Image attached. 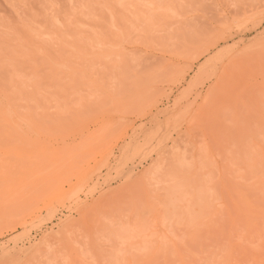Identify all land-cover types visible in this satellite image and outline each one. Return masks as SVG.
<instances>
[{
	"label": "rangeland",
	"instance_id": "obj_1",
	"mask_svg": "<svg viewBox=\"0 0 264 264\" xmlns=\"http://www.w3.org/2000/svg\"><path fill=\"white\" fill-rule=\"evenodd\" d=\"M124 1L126 7L120 0H0V210L6 202L12 206L0 211L6 214L0 224V264H211L227 241L250 244V237L259 242L264 233L257 226H264V198L258 197H264V0H155L159 7L174 4L161 16L149 0ZM25 21L27 27L51 31L54 40L55 30L62 32L64 47L59 37L54 47L52 36L35 34L33 26L32 36ZM218 32L225 39L211 52L222 51L204 65L212 55L202 53L205 44ZM171 68L177 70L174 75ZM56 107L64 111L62 117L55 116ZM106 126L110 130L99 146L97 141L92 149L85 146L88 133ZM37 132L38 140L51 146L67 141L73 148L77 141L81 150L85 146L80 157L73 149L77 162L68 174H57L59 180H49L51 188L40 174L52 162L43 160L47 168L38 167L41 154L23 172L29 165L19 173L9 165V150L22 140L31 144ZM24 194L31 197L29 203L24 200L26 208ZM245 195L258 204L253 210L246 208ZM248 218L254 231L246 238ZM243 259L250 264L249 257Z\"/></svg>",
	"mask_w": 264,
	"mask_h": 264
},
{
	"label": "bare ground",
	"instance_id": "obj_2",
	"mask_svg": "<svg viewBox=\"0 0 264 264\" xmlns=\"http://www.w3.org/2000/svg\"><path fill=\"white\" fill-rule=\"evenodd\" d=\"M68 2V1H67ZM127 2V1H126ZM120 5L122 6V7H126V3H125V1L124 0H120ZM147 3L149 4V5H151V6H153V8H155V9H157V12L159 13V16H161L162 14H163V12L165 13V11H167V13H168V11H170V7L169 6H174V4H172V2H168V3H170L168 6H165V7H159V6H157V4H156V1L155 0H149V1H147ZM167 3V4H168ZM68 4V3H67ZM166 4V5H167ZM172 4V5H171ZM165 5V4H164ZM71 6H73V5H71ZM69 7V6H68ZM119 8H121V10H125V8H123L122 9V7H120V6H118ZM73 8V7H72ZM75 8V7H74ZM106 8H107V5H106ZM110 8V7H109ZM117 8V7H116ZM119 8H117V10H119ZM173 8H176V6L175 7H173ZM111 9H114L113 7H111ZM172 9V8H171ZM177 9V8H176ZM137 10H139V12L140 11H142V9L141 8H138ZM112 12L111 13H113L114 11L113 10H111ZM172 11V10H171ZM178 11V10H177ZM176 11V12H177ZM175 12V14H177V13H179V12H177L176 13ZM125 13H126V11H125ZM173 13V12H172ZM181 13V12H180ZM37 14V13H36ZM115 14H117V13H115ZM115 14H113L112 16H114ZM119 14H121V13H119ZM119 14H117V15H115L116 17L117 16H119V17H121ZM44 15V14H43ZM121 15H125V14H121ZM166 15H168V19H171L170 17H172V16H169V14H166ZM181 15V14H180ZM40 16V15H39ZM38 16V17H39ZM119 17H118V20H119ZM123 17V16H122ZM163 17V16H162ZM166 17V16H165ZM178 17H180V16H178ZM22 18V17H21ZM44 18V17H43ZM46 18V17H45ZM111 18H113V17H111ZM166 18V19H167ZM177 18V17H176ZM121 20H123V18H120ZM125 19L127 20L128 18L126 17V15H125ZM129 19H131V18H129ZM128 19V20H129ZM179 19V18H178ZM178 19H176V21H178ZM43 20H45V19H43ZM61 20V19H60ZM132 21H131V23H130V25L131 24H133L132 22L134 21L133 19H131ZM146 20H147V18H146ZM174 20V19H173ZM180 20H181V18H180ZM50 21V20H49ZM112 21V20H111ZM110 21V22H111ZM125 21V20H124ZM170 21V20H169ZM40 22H42V23H40ZM39 22V24L41 25H43L44 26V28L47 26H45V23L46 24H48L46 21H45V23L43 22V21H40ZM64 22V21H63ZM115 22V21H114ZM113 22V23H114ZM130 22V21H129ZM145 22H148V21H145ZM165 22H167V20L165 21ZM26 23V21L23 23V24H25ZM28 23V22H27ZM26 23V24H27ZM30 23V22H29ZM53 23V22H52ZM51 23V24H52ZM56 23L59 25V24H61L62 23V20L61 21H59V20H57L56 21ZM112 23V24H113ZM119 23V22H118ZM117 23V24H118ZM4 24V23H3ZM25 24V25H26ZM55 24V23H54ZM54 24H53V26H54ZM64 24L66 25V26H64V28L63 29H66V28H68L67 27V24H66V22H64ZM84 24H86V23H84ZM126 24H128V23H126ZM28 25V24H27ZM27 25H26V27H27ZM41 25V26H42ZM111 25V24H110ZM122 25V24H121ZM12 26V25H11ZM32 26H33V24H32ZM32 26H28L29 27V29H28V32L30 33V32H32L33 33V31H35V34H37V35H42V37H47V36H45V32H43V31H40L39 29H37L36 27H34L36 30H31V31H29L30 29H32L33 27ZM36 26V25H35ZM53 26H51L52 28H53ZM114 26H115V23H114ZM124 26H125V24H124ZM15 27V26H14ZM22 27V26H21ZM26 27H24V28H26ZM27 27V28H28ZM55 27L57 28V26L55 25ZM54 27V28H55ZM71 27V26H70ZM112 27V26H111ZM133 27V26H132ZM16 28V27H15ZM23 28V29H24ZM27 28H26V30H27ZM48 28V27H47ZM46 28V29H47ZM51 28V29H52ZM59 28H61V25H60V27ZM85 28V27H84ZM117 28V27H116ZM119 28V27H118ZM117 28V29H118ZM45 29V30H46ZM75 29V28H74ZM73 29V30H74ZM123 29V28H122ZM37 30H39V32L37 31ZM48 30V29H47ZM67 31L69 30V28L68 29H66ZM73 30H72V32H73ZM123 30H125V29H123ZM122 30V31H123ZM19 30H17V32H18ZM21 31H23V30H21ZM70 31V30H69ZM76 31V30H75ZM135 31V30H134ZM3 32V31H2ZM36 32H38V33H36ZM55 32H56V34H57V36L59 37H57L58 39H59V41H60V39H61V41H62V39H63V37H62V35H61V38H60V33H62V32H59V33H57V30H55ZM65 32V31H64ZM124 33H125V31H123ZM122 32V33H123ZM133 32V31H132ZM51 33V31H47V34L46 35H48V34H50ZM67 33L68 32H66V35H67ZM74 33V32H73ZM83 33V32H82ZM218 33H219V35H218ZM218 33H216L215 34V36L213 37V38H211L210 40H208V42L205 44V48H204V50H203V54L205 55V54H208L209 52H211V50L213 49V48H215L216 46H218L219 44H220V42L223 40V39H225V36L224 35H222L221 34V32H218ZM1 34V33H0ZM24 34V33H23ZM31 34V33H30ZM34 34V33H33ZM33 34H31L32 36H35V34L33 35ZM69 34V33H68ZM75 34L77 35V33L75 32ZM126 34V33H125ZM125 34H123V36L125 35ZM16 35H17V33H16ZM25 35V34H24ZM27 35V34H26ZM44 35V36H43ZM51 36L53 35V34H50ZM64 35V37H65V34H63ZM69 35H72V34H69ZM75 35V36H76ZM127 35V34H126ZM28 36V35H27ZM26 36V37H27ZM55 37V36H54ZM54 37L52 36V38L50 37L49 38V40L51 39H53V41H52V43H54V41H55V43H58V42H56V40H57V38H55L56 40H54ZM68 37V36H67ZM89 37V36H88ZM8 38V37H7ZM30 38H31V36H30ZM34 38V37H33ZM38 39L40 38V37H37ZM48 38V37H47ZM47 38H45V39H47ZM121 38V37H120ZM29 39V38H28ZM42 39H44V38H42ZM42 39H40V40H42ZM97 39V38H96ZM105 39H106V37H105ZM10 40H11V37H10ZM24 40V39H23ZM51 40H50V42H51ZM69 41V38L67 39V38H65V42L66 41ZM70 40H72L71 38H70ZM118 40V39H117ZM120 40V39H119ZM118 40V41H119ZM138 40H140V39H138ZM137 40V41H138ZM160 40V39H159ZM6 41V40H5ZM18 41H20V40H18ZM31 41L33 42L34 40H32L31 39ZM60 41V43L62 44L63 43V41L61 42ZM104 41V40H103ZM125 41H126V39H125ZM124 41V42H125ZM161 41V40H160ZM2 42H3V40H2ZM7 42H9V41H7ZM13 42V41H12ZM27 42H29V41H27ZM34 42H36V41H34ZM41 42V41H40ZM72 42H73V40H72ZM75 42V41H74ZM114 42V41H113ZM112 42V43H113ZM117 41H115L114 43H116ZM121 42V41H120ZM164 42V41H163ZM19 43V42H18ZM17 43V44H18ZM69 43H71L70 41H69ZM68 43V44H69ZM76 43V42H75ZM79 43V42H78ZM105 43V42H104ZM108 43V42H107ZM118 43V42H117ZM123 43V42H122ZM153 43V42H152ZM22 44V43H21ZM38 44V43H37ZM41 44V43H40ZM65 44V43H64ZM64 44H62L61 46H63ZM110 44V43H109ZM109 44L107 45L108 47H109ZM53 45V44H52ZM59 45V43L58 44H56L54 47H56V46H58ZM121 45V44H120ZM20 46V45H19ZM25 46V45H24ZM37 45H35V47H36ZM43 45L41 44V47H42ZM52 46V47H53ZM61 46H59L58 47V49L61 47ZM67 46V45H66ZM65 46V47H66ZM69 46H72V45H69ZM74 46H75V44H74ZM73 46V47H74ZM122 46V45H121ZM120 46V47H121ZM20 47H22V45L20 46ZM26 47V46H25ZM64 47V46H63ZM76 47V46H75ZM96 47V46H95ZM38 48V47H37ZM68 48V47H67ZM87 48V47H86ZM100 48V47H99ZM112 47H110V48H108V50H110ZM115 49H116V47H114ZM118 48V47H117ZM20 49H23V48H20ZM41 49V48H40ZM43 49V48H42ZM41 49V50H42ZM45 49V48H44ZM54 49V48H53ZM62 49V48H61ZM74 49V48H73ZM76 49H77V47H76ZM231 49V48H230ZM25 50V49H24ZM63 50V49H62ZM62 50H60V51H62ZM70 50L72 51V49L70 48ZM113 50V49H112ZM20 50H18V52H19ZM27 51V50H26ZM67 51V50H66ZM65 51V52H66ZM75 51V50H74ZM76 51H78V50H76ZM118 51H119V49H118ZM123 51V50H122ZM222 51V49L220 50L219 49V51H217V52H215V53H213L212 54V52H211V54L212 55H210L209 57V59L204 63V65H206V64H208V63H210V61L212 62V59H214V58H216V57H218L219 56V52H221ZM246 51V50H245ZM6 52V51H5ZM13 52V51H12ZM21 52V51H20ZM24 52V51H23ZM68 52V51H67ZM92 52V51H91ZM120 52H121V50H120ZM119 52V53H120ZM125 52V51H124ZM14 53V52H13ZM13 53H11V54H13ZM28 53H29V51H28ZM33 53V52H32ZM35 53H36V50H35ZM46 53H47V51H46ZM90 53V52H89ZM115 52H114V50H113V54H114ZM6 54V53H5ZM4 54V55H5ZM27 54V53H26ZM31 54V53H30ZM30 54H29V56H30ZM54 55L55 56V52H53V53H51V55ZM77 54V53H76ZM80 54H82V53H80ZM79 54V55H80ZM93 54V53H92ZM103 54V53H102ZM107 54H108V52H107ZM20 55V54H19ZM47 55V54H46ZM78 55V56H79ZM103 55H105V53L103 54ZM109 55H111V54H109ZM119 55H121V54H119ZM241 55V54H240ZM3 56V55H2ZM7 56V55H6ZM38 56V55H37ZM94 56V55H93ZM93 56H89V57H93ZM107 56V55H106ZM115 56V55H114ZM238 56V55H237ZM10 57V56H9ZM31 57H32V55H31ZM43 57V56H42ZM47 57V56H46ZM56 58L58 57V56H55ZM82 57V56H81ZM80 56H79V58H81ZM104 57V56H103ZM126 57V56H125ZM52 58H54V57H52ZM56 58H54V60H56ZM86 58V57H85ZM107 58V57H106ZM109 58V57H108ZM49 59V58H48ZM98 59V58H97ZM100 59V58H99ZM24 60V59H23ZM58 60H59V58H58ZM65 60V59H64ZM78 60V59H77ZM126 60V59H125ZM15 61V60H14ZM98 61V60H97ZM8 62V61H7ZM23 62H25V61H23ZM37 62V61H36ZM35 62V63H36ZM39 62V61H38ZM37 62V63H38ZM49 62V61H48ZM48 62H46V64L48 65ZM55 62H58V61H55ZM106 62V61H105ZM114 62V61H113ZM50 63V62H49ZM59 63V62H58ZM80 63V62H79ZM10 64V63H9ZM25 64V63H24ZM51 64H53V63H51ZM81 64V63H80ZM173 64V63H172ZM7 65V64H6ZM34 65V64H33ZM38 65H40V64H38ZM46 65V66H47ZM63 65V64H62ZM61 65V66H62ZM68 65H70V64H68ZM77 65V64H76ZM76 65H74V66H76ZM92 65V64H91ZM109 65V64H108ZM9 66V65H8ZM11 66H12V64H11ZM13 66H14V63H13ZM12 66V67H13ZM23 67H21V68H24V66L25 65H22ZM110 66H112V64L110 65ZM170 66H171V62H170ZM173 66V65H172ZM15 67V66H14ZM34 67H36V66H34ZM40 67H43L42 66V64H41V66ZM48 67H51L50 65L48 66ZM48 67H46V68H48ZM53 67H55V66H53ZM78 67V66H77ZM81 67H82V65H81ZM25 68H27L26 66H25ZM24 68V69H25ZM38 68V67H37ZM45 67H44V69H46ZM71 68H72V65H71ZM90 68V67H89ZM9 69H11V68H9ZM43 69V70H44ZM48 69H50V68H48ZM47 69V70H48ZM53 68H51V70H52ZM61 69H63L62 67H61ZM60 69V70H61ZM67 69V68H66ZM116 69V68H115ZM119 69V68H118ZM171 69H173V68H171ZM175 69V70H174ZM172 71L170 70V72H172V74H173V71L176 73V68H174ZM23 70V69H22ZM34 70H36V69H34ZM39 70V69H38ZM60 70H58V71H60ZM64 70H65V68H64ZM77 70V69H76ZM88 70H90L91 71V68L90 69H88ZM25 71H27V69L25 70ZM55 72H56V68H55V70H54ZM67 71V70H66ZM65 71V72H66ZM48 72V71H47ZM46 72V73H47ZM63 73H64V71H62ZM67 72H71L70 70L69 71H67ZM73 72H75V70H74V68H73ZM84 72V71H83ZM89 72V71H88ZM169 72V73H170ZM44 73H45V71H44ZM52 73H54V72H52ZM52 73H50V74H52ZM91 72H89V74H90ZM114 73V72H113ZM1 74V73H0ZM28 75H29V73H27ZM39 74H41V73H39ZM59 74H60V72H59ZM83 74V73H82ZM92 74V73H91ZM90 74V75H91ZM18 75H20V74H18ZM23 75V74H22ZM22 75H21V78H22ZM48 75V74H47ZM70 75V74H69ZM72 75V74H71ZM70 75V76H71ZM174 75V74H173ZM6 76V75H5ZM11 76V75H10ZM43 76V75H42ZM52 76H53V74H52ZM74 76V75H73ZM185 77V74H183L182 75V77ZM20 77V76H19ZM27 77H29V76H27ZM31 77V76H30ZM41 77V76H40ZM53 77H55V76H53ZM57 77V76H56ZM181 77V78H182ZM7 78V77H6ZM10 78L11 77H9V80H10ZM21 78H20V80H19V82H21ZM69 78V77H68ZM120 78V77H119ZM5 79V78H4ZM28 79V78H27ZM50 79V78H49ZM52 79V78H51ZM56 79H58V78H56ZM70 79V78H69ZM169 79H171V78H169ZM8 80V79H7ZM53 80V79H52ZM51 80V81H52ZM55 80V79H54ZM54 80H53V84H54ZM11 81H12V78H11V80H10V84H11ZM24 81H26L25 79H24ZM66 81H69V80H66ZM82 81H84V82H86L85 81V79L84 80H82ZM91 81H93L92 83L94 84V83H96L95 85L97 86V85H99L98 83H97V80L96 79H93V80H91ZM121 81V80H120ZM29 82L30 83H28L27 81H26V83H28V84H31V82H33V81H31V80H29ZM88 82V81H87ZM86 82V83H87ZM99 82V81H98ZM13 83H14V80H13ZM35 84L34 85H37L36 84V82H34ZM46 83V82H45ZM67 84H68V82H66ZM69 83H71V82H69ZM136 83V82H135ZM2 84V83H1ZM10 84L8 85V82L6 83V85H8V86H10ZM16 84V83H15ZM22 84V83H21ZM56 84V83H55ZM66 84V85H67ZM71 84H73V83H71ZM70 84V86H72ZM59 85V84H58ZM102 85V84H101ZM104 85V84H103ZM103 85H102V87H103ZM13 86H16V85H13ZM137 86H139V84L137 85ZM12 87V86H11ZM11 87H9V88H11ZM18 87V86H17ZM17 87H16V89H17ZM26 87V86H25ZM38 88L37 86H33V88H34V90L36 89V88ZM100 87V86H99ZM98 87V88H99ZM101 87V88H102ZM33 88H32V92H34V90H33ZM39 88L41 89V91L43 90L42 89V86H40L39 85ZM136 88V87H135ZM139 88V87H138ZM7 89H8V87H7ZM1 90V89H0ZM9 90V89H8ZM13 90H14V88H13ZM37 90V89H36ZM11 91V90H10ZM21 91H22V89H21ZM23 91H25V90H23ZM39 91V90H38ZM138 91H139V89H138ZM138 91H136V92H138ZM145 91H147V90H145ZM150 92H151V90H149ZM14 92H15V90H14ZM26 92V91H25ZM143 92V91H142ZM149 92V93H150ZM2 93H3V91H2ZM22 93V92H21ZM24 93V92H23ZM27 93V92H26ZM15 94H16V92H15ZM140 94H141V92H140ZM12 95V94H11ZM26 95V94H25ZM138 95V94H137ZM7 96V95H6ZM15 96V95H14ZM144 96H145V94H144ZM16 97V96H15ZM143 97V96H142ZM146 97V96H145ZM13 98V97H12ZM204 98V97H203ZM6 101H7V99H5ZM148 100V99H147ZM146 100V101H147ZM177 100V99H176ZM206 100V99H205ZM50 102V101H49ZM124 102H126V101H124ZM124 102L122 103V104H124ZM142 103L141 102V100H139L138 101V103L137 104H140V103ZM177 102L178 101H176L175 102V104H174V106H176V105H178L177 104ZM19 103V102H18ZM144 103H146V102H144ZM120 103H118V105H119ZM131 104V103H130ZM193 104V103H192ZM47 105V104H46ZM125 105H127V104H125ZM132 105V104H131ZM134 105H135V103H134ZM134 105H132V106H129L130 108L131 107H134ZM147 105V104H146ZM10 106V105H9ZM121 106V105H120ZM136 106V105H135ZM142 106H145L144 104L143 105H141V106H138V107H142ZM55 107V106H54ZM128 106H127V109L129 108ZM146 107V106H145ZM15 108V107H14ZM57 108V110L54 112L55 114H53V113H51L52 115H53V117H55V116H57V114L59 115V117H62L61 116V113L62 112H64V111H62V109H60L59 111H58V107H56ZM126 109V110H127ZM135 109V108H134ZM138 109H141V108H138ZM137 109V107H136V110H138ZM8 110V109H7ZM135 110V111H136ZM12 111V110H11ZM18 111V110H17ZM54 111V110H53ZM58 111V113H56ZM131 111H132V109H131ZM8 112V111H7ZM10 112V111H9ZM130 112V111H129ZM141 112V111H140ZM9 114V113H8ZM26 114V113H25ZM46 114H47V111H46ZM46 114H45V116H46ZM128 114V113H127ZM10 115V114H9ZM19 115V114H18ZM55 115V116H54ZM62 115H64V113L62 114ZM13 116H15V114H13V115H10V118H13ZM48 116V115H47ZM51 116V115H50ZM4 117V116H3ZM20 117H21V115H20ZM49 117V116H48ZM59 117L57 118V119H59ZM4 118H6V117H4ZM9 118V119H10ZM25 118V117H24ZM27 118H29V117H27ZM27 118H26V122H27ZM50 118V117H49ZM1 119H3V118H1ZM19 119V118H18ZM30 120H31V118H29ZM46 118H44V119H40L41 121L42 120H45ZM51 119H52V117H51ZM56 119V118H55ZM123 119V118H122ZM53 120V119H52ZM119 120V119H118ZM36 121V122H35ZM41 121H39L38 122V119L37 120H34V122L38 125L39 123L41 124ZM83 121V120H82ZM122 121H124V120H122ZM16 122V121H15ZM31 122H33V120L32 121H30V122H28V123H30V125L32 126V125H34V124H32ZM33 122V123H34ZM38 122V123H37ZM7 123V122H6ZM9 123H11V122H9ZM25 123V122H24ZM43 123H46V121H42V124ZM35 124V125H36ZM117 124V123H116ZM29 125V124H28ZM36 125V126H37ZM16 126V125H15ZM25 126V125H24ZM35 126V127H36ZM40 126V125H39ZM57 126H59L58 124L55 126V127H57ZM116 126V125H115ZM100 127V126H99ZM13 128V127H12ZM16 128H18V127H16ZM45 128H47V127H45ZM58 128V127H57ZM21 129V128H20ZM37 129H39V128H37ZM107 129L108 130H110V128H107V126L106 127H103V128H98L97 127V129L95 130V131H91L90 133H88L87 134V140L85 141V143L86 144H88V145H86L85 143V146H87L88 148L89 147H91V149H92V143H93V145L94 146H96L95 145V142L98 144L97 146H99V143H101L100 142V140L102 141L103 139V137H105L106 136V133H107ZM23 130H25V131H27L28 133H31V128H26V127H23ZM29 130H31V131H29ZM18 131H20L19 129H18ZM39 131H40V129H39ZM22 132V134H23V131H21ZM33 132H35V131H33ZM42 132V131H41ZM19 133V132H18ZM26 133V132H25ZM27 133V134H28ZM43 133V132H42ZM49 133V132H48ZM47 133V134H48ZM53 133V132H52ZM35 135H37L38 137H36V138H34V140H32L31 141V144L30 143H28V142H26V141H24V140H22V142H23V144H21V142H19L18 143V146H16V145H13L14 147L16 146V149L15 148H13V150H9V156H10V158H13V159H10V163H9V165L11 166V168L13 167V168H15L16 170H18V173H19V171H21V169H22V172H23V169L24 170H27L28 168L30 169V164H31V160L33 159L32 157L35 155V157H34V159H35V161L34 162H32V163H34L33 165L35 166V162H36V159H37V155L36 154H38V156L41 154L42 155V160L40 159V158H38L37 160H41V161H37L36 163L38 164V167H46V165H47V163H50V162H54V164H52L51 163V165H47V169L49 170H46V171H44V173H42V172H40V173H42V174H40L41 175V179L43 180V181H45V183H46V181H47V183H46V185L48 186V188H51L50 186L52 185H54V183H50V182H52V180L51 179H57V180H59L58 179V177L60 176V173H62V175L63 174H68L69 172H70V169H72L71 167H73L72 165L75 163V162H77V158H76V161H75V158H74V161L72 160L73 159V157H76V156H79L83 151H85L84 150V147L82 148V150H81V147H80V144H78L77 142L75 143V146H76V148H73V146H74V143L73 142H70V143H68V145H67V142H65V146L63 145V147H60V146H56V144H55V146H51V145H49V144H46V143H42L41 141H39L38 139H40L42 136H41V133L39 134L38 132L37 133H34ZM46 134V133H45ZM46 134V135H47ZM16 135V134H15ZM18 135H20V134H18ZM17 135V136H18ZM32 135V134H31ZM51 135H53V134H51ZM11 136V135H10ZM88 136H89V138H88ZM101 138H99V137ZM21 137H24V134L23 135H21ZM25 137H27V136H25ZM14 138V137H13ZM30 138V137H29ZM43 138H45V137H43ZM42 138V139H43ZM57 138V137H56ZM56 138H55V141H56ZM22 139H24V138H22ZM32 139V138H31ZM41 139V140H42ZM92 139V140H91ZM25 140H27V139H25ZM62 140H64V139H62ZM99 140V141H98ZM21 141V140H20ZM29 141V140H28ZM43 141V140H42ZM45 141V140H44ZM43 141V142H44ZM54 141V142H55ZM75 141H76V139H75ZM47 142V141H46ZM58 142H60V141H58ZM89 142V143H88ZM99 142V143H98ZM91 143V144H90ZM70 144V145H69ZM78 144V145H77ZM23 145L25 146H28V148L27 147H23ZM38 147H37V146ZM41 145V146H40ZM59 145V144H58ZM102 145V144H101ZM72 146V147H71ZM77 146H78V148H80V149H78L77 148ZM104 147V146H103ZM23 148V149H22ZM9 149H10V146H9ZM11 149H12V146H11ZM49 149H52L53 150V152L52 151H50V152H48L47 150H49ZM73 149L75 150H77V151H75V152H78V150H79V152L78 153H75V155L76 156H74V151H73ZM81 150V151H80ZM99 150V149H98ZM168 150V149H167ZM7 151V150H6ZM52 152V153H51ZM73 152V153H72ZM81 152V153H80ZM86 152V151H85ZM88 152V151H87ZM166 153V152H165ZM11 154V155H10ZM78 154V155H77ZM40 157V156H39ZM80 157V156H79ZM32 158V159H31ZM31 159V160H30ZM33 159V160H34ZM22 160V161H21ZM28 160V161H27ZM30 160V161H29ZM43 160H44V162H46L45 160H47V163H44L43 162ZM79 160H80V158H79ZM24 161V162H23ZM41 162H43V163H41ZM30 163V164H29ZM22 164V165H21ZM24 164H25V166H27V165H29V166H27L26 168L24 167V168H21L20 170H19V168L20 167H22V166H24ZM36 164V165H37ZM43 164V165H42ZM33 165H32V167H33ZM37 167V168H38ZM264 167V166H263ZM35 168V167H34ZM50 168V169H49ZM53 168H54V171L52 172V170H53ZM41 169V168H40ZM40 169H39V171H40ZM55 169H57V170H55ZM74 169V168H73ZM261 169V168H260ZM264 169V168H263ZM263 169H261V170H263ZM38 171V172H39ZM42 171V170H41ZM51 171V172H50ZM46 172V173H45ZM17 173V172H16ZM257 173V172H256ZM260 173H261V171H260ZM57 174L59 175V176H57ZM259 174V173H258ZM264 173H262V175H263ZM262 175H258V176H262ZM257 176V175H256ZM12 177V179H14V180H18V178H19V180H20V178H21V176H15V177H13V175L11 176ZM61 177V176H60ZM17 178V179H16ZM255 178H257L259 181H260V179L258 178V177H255ZM263 178V177H262ZM49 180H51L50 182H49ZM53 181H55V180H53ZM49 182V183H48ZM262 182H263V180H262ZM63 182H61V183H59L58 185H56L55 186V188H54V190L57 188V187H59V186H61V184H62ZM256 183V182H255ZM260 183V182H259ZM258 183V184H259ZM48 184H51L50 186L48 185ZM254 184V183H253ZM260 185H263L262 183H260ZM241 186V185H240ZM242 186H243V184H242ZM249 186V185H248ZM259 186V185H258ZM264 186V185H263ZM15 187H17V184H15ZM246 187V186H245ZM253 187H254V185H253ZM241 188V187H240ZM243 189V188H242ZM247 189V188H246ZM250 189V188H249ZM247 191V190H246ZM257 191H259V190H257ZM261 191V190H260ZM264 191V190H263ZM240 192V191H239ZM255 192H256V190H255ZM233 193V192H232ZM237 193V192H236ZM243 193H245V192H243ZM251 193V192H250ZM259 193V192H258ZM263 193V192H262ZM241 194H242V192H241ZM246 194V193H245ZM238 195V194H237ZM236 195V196H237ZM243 195V194H242ZM255 195V194H254ZM246 196V195H245ZM245 196H243V197H245ZM249 196L251 197V198H253L254 196H253V193H252V195H250L249 194ZM253 196V197H252ZM255 196H257V195H255ZM23 197V198H22ZM238 198L240 197V194H239V196H237ZM259 198H260V200L261 199H263L264 197H260V196H258ZM27 198H29V199H27ZM30 198L31 197H28L27 196V194H24V195H22L21 196V200L23 201V206L26 208V204H24V200H25V202L26 203H29V200H30ZM246 198V200L245 199H243L244 201H245V203H246V206H245V204H242V205H244L246 208H248L249 209V207L253 210V208L252 207H254L255 206V204H257V203H254V200L252 201V200H250L247 196L245 197ZM19 199V200H20ZM253 199H255V198H253ZM19 201V204H22L21 202L22 201ZM236 200V199H235ZM230 201V200H229ZM239 201H240V198H239ZM4 202H6V201H4ZM232 202V201H231ZM8 202H6V203H4V206H7L8 207V205H6ZM262 203H264V202H261V204ZM229 204V203H228ZM26 205V206H25ZM258 205V204H257ZM21 206V205H20ZM23 206H21V208L23 207ZM228 206V205H227ZM231 206V205H230ZM229 206V207H230ZM235 206V205H234ZM249 206V207H248ZM261 206H264V205H261ZM260 206V207H261ZM7 207H5V208H7ZM9 207H12L11 205L9 206ZM8 207V208H9ZM23 207V208H24ZM4 207H3V209L2 210H0V211H3L4 209H5ZM264 208V207H263ZM232 209V208H231ZM258 210H260L259 208H257ZM256 209V210H257ZM6 210V209H5ZM4 210V211H5ZM8 210V209H7ZM13 210V209H12ZM11 210V211H12ZM17 210H19L18 209V207H16L15 208V210H13L14 212L15 211H17ZM21 210V209H20ZM234 210V209H233ZM255 210V211H256ZM8 211H10V210H8ZM25 211V210H24ZM23 211V212H24ZM232 211V210H231ZM238 211V210H237ZM249 211H251V210H249ZM262 211V210H261ZM264 211V210H263ZM242 212V211H241ZM246 212V211H245ZM253 212V211H252ZM257 212H259V211H257ZM8 213H11V212H7V214ZM25 213V212H24ZM226 213V212H225ZM235 213H236V211H235ZM244 212H242V214H243ZM254 213V212H253ZM256 213V212H255ZM261 213V212H260ZM12 214V213H11ZM14 214V213H13ZM227 214H228V212H227ZM231 214H232V212H231ZM234 214V213H233ZM237 214H238V212H237ZM250 214H251V212H250ZM256 215V214H255ZM5 216H6V214H5ZM5 216L3 215H1L0 216V224H1V222L3 221V222H5L4 220H5ZM10 216V215H9ZM9 216H7V217H9ZM238 216V215H237ZM251 216H252V214H251ZM257 216V215H256ZM254 219H251V220H254V223L256 224L257 222H256V220L258 219V216H257V219H256V217H253ZM237 219V218H236ZM243 219V218H242ZM238 220V219H237ZM236 221V220H235ZM247 221H248V226L246 227V238L248 237V235L250 236V235H252V232L254 231L253 230V228H251V226L249 225V218L247 219ZM263 221V220H262ZM238 222H240V221H237V223ZM264 222V221H263ZM190 224V223H189ZM240 224H242L241 222H240ZM240 224H238L239 226H240ZM234 225V224H233ZM254 225V224H253ZM257 225V224H256ZM259 225H260V227H259ZM261 225H263L262 223H260V222H258V230H260L261 232H262V229H264V226H263V228H261ZM230 226H231V222H230ZM242 226V225H241ZM254 228H255V226H253ZM243 228H245V227H243ZM242 228V229H243ZM261 228V229H260ZM212 229V228H211ZM230 229H232V227L230 228ZM236 229V228H235ZM240 229H241V227H240ZM253 231H252V230ZM225 230V229H224ZM219 231V230H218ZM245 231V230H244ZM252 231V232H251ZM226 232H227V230H226ZM239 232V231H238ZM256 232V231H255ZM258 233H259V231H257ZM264 232V231H263ZM262 232V233H263ZM212 233V232H211ZM218 233V232H217ZM222 233H224V232H222ZM236 233H237V231H236ZM240 233V232H239ZM257 233V235H259ZM213 234V233H212ZM254 235H255V233H253ZM219 236H220V234H218ZM217 235V236H218ZM233 235V234H232ZM207 236V235H206ZM262 236H264V233H263V235ZM261 236V234H260V241H261V239H263L264 237H262ZM195 237V236H194ZM222 237H223V234H222ZM254 237V236H253ZM258 237V236H257ZM217 238V237H216ZM233 238V237H232ZM242 238V237H241ZM244 238V237H243ZM242 238V239H243ZM249 238V237H248ZM194 239H196V238H194ZM213 239V238H212ZM230 239H231V236H230ZM237 239V237L235 238V239H233V240H236ZM250 241H249V243L250 244H246V243H242L241 244V242L243 241H237L238 242V245H236L235 243H232V242H234V241H231V242H229V241H227L228 243L226 244V245H228V246H226L227 248H226V250L224 251L223 250V252L222 251H219V254L220 255H216V259H218L217 261H215V262H212V260H211V264H246V262H244V259L243 258H250V264H264V241L263 242H261L260 243V241L259 242H257L256 240H255V238H254V241H256V242H254L253 241V239H252V237H250ZM257 240H258V238H256ZM193 240V239H192ZM222 240H224V241H226L227 240V238L225 239H222ZM232 240V239H231ZM239 240V239H238ZM247 240H244V242L245 241H247ZM43 241V240H42ZM214 241V240H213ZM217 241V240H216ZM236 242V243H237ZM211 243H212V241H211ZM210 243V244H211ZM222 243H223V241H222ZM253 243L255 244H261L260 246H257V245H253ZM218 244V243H217ZM219 244H221V243H219ZM216 245V244H215ZM225 245V244H224ZM211 246V245H210ZM183 248H184V246H183ZM190 248V247H189ZM206 248H208V247H206ZM221 248H223L222 246L220 247V250H222ZM224 248H225V246H224ZM185 249H187V247H185ZM204 249V248H203ZM209 249V248H208ZM207 249V250H208ZM211 250V249H210ZM218 250V249H217ZM186 251V250H185ZM202 251V250H201ZM215 251V250H214ZM191 252L193 253L194 251H192L191 250ZM208 252V251H207ZM206 252V253H207ZM220 252H222V253H220ZM189 253V252H188ZM216 253V252H215ZM183 254V253H182ZM205 254V253H204ZM211 254V253H210ZM184 255V254H183ZM194 255H195V253H194ZM197 255H199V254H197ZM202 255V254H201ZM178 256H180V255H178ZM203 256H205V255H203ZM218 256H220V257H218ZM199 257V256H198ZM207 257V256H206ZM181 258V257H180ZM184 258V257H183ZM204 258V257H203ZM202 258V259H203ZM193 259H198V258H193ZM205 259V258H204ZM200 260V259H199ZM199 260H197V262H201V261H199ZM189 262V261H188ZM190 262H192V264H193V261H190ZM204 262H206V260H204ZM187 263V262H186ZM185 263V261H184V263L183 264H186ZM208 263V262H207ZM210 263V262H209ZM208 263V264H209ZM187 264H189V263H187ZM196 264V263H195Z\"/></svg>",
	"mask_w": 264,
	"mask_h": 264
}]
</instances>
